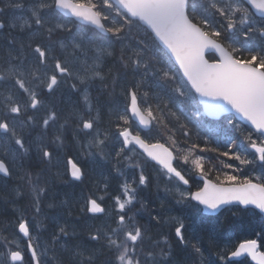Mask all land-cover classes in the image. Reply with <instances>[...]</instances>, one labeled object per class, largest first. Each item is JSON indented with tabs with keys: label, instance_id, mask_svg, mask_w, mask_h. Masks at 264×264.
I'll return each mask as SVG.
<instances>
[{
	"label": "snow or ice",
	"instance_id": "6c2138e0",
	"mask_svg": "<svg viewBox=\"0 0 264 264\" xmlns=\"http://www.w3.org/2000/svg\"><path fill=\"white\" fill-rule=\"evenodd\" d=\"M24 9L0 7V264H264V229L230 252L218 243L233 225L224 213L264 216V0H28L27 17L8 14ZM201 106L240 136L221 127L212 146L192 119ZM74 146L85 159L62 173ZM206 153L238 165L205 168ZM97 157L103 194L86 186L79 198L91 223L47 215L67 207L53 169L84 185ZM240 165L259 167V182ZM153 186L167 194L154 197L159 210Z\"/></svg>",
	"mask_w": 264,
	"mask_h": 264
},
{
	"label": "trees",
	"instance_id": "16d2710c",
	"mask_svg": "<svg viewBox=\"0 0 264 264\" xmlns=\"http://www.w3.org/2000/svg\"><path fill=\"white\" fill-rule=\"evenodd\" d=\"M91 2H96V0L91 1ZM239 40H240L242 46H245L246 44L251 43V42H245L240 37H239ZM225 46L227 47V44H225ZM200 112H201V107H200ZM192 119L193 120L199 119L201 121L202 126H203V130L205 131V133L208 134V136H210L212 138V146H220L221 140L224 137V132H226L227 133V136H229V137L235 138V137L240 136V133L237 131V129H235L234 127H230V126H227L226 124H224V118L221 119L218 122H211V121L207 120L205 117H203V115L201 114L199 117H192ZM173 123H175V122H173ZM221 127H223L224 132L219 131V129ZM244 128H246V127H244ZM178 134H179V130L177 129V135ZM174 138L175 137H172L167 132L162 131L161 134H160V137H159V142H162L163 144H165L166 146H168L169 148H171L173 151H175L174 145L172 143V140ZM191 139L193 141H196L197 140V137L195 135V129H193V135H192ZM240 139L242 141V147H243L244 154L247 155V157L249 159H251L255 155L249 151V149L247 147V144L243 142V137H240ZM166 141H170V142L169 143H166ZM153 142H157V141L156 140H153ZM200 143L202 145V143H203V140L202 139H201ZM185 147H187V144H185ZM197 151H198V149H197ZM204 155H209V156L214 157V159L211 160V161H208V160L202 161V163L204 164V166H206V165L212 166L211 164H213V165H215L216 168H218L220 170H224V169H229L230 170V168H225L224 167V164H226V163H232V164H237L238 165V161H234V160L233 161H229L227 159V157H217L216 156V153H206ZM257 164H258V162H257ZM240 167L244 169V174H246V175L254 178V181L259 182L258 180H255V177H258V176L262 175V170L259 167H257L256 165H250V166L240 165ZM228 173H231V170ZM210 177L212 179H214V181H215V177L216 176L210 174ZM71 184L74 185V188H78L79 186H82V185L76 186L78 184H73V183H71ZM84 187L85 186H83V188ZM65 192L71 193V192H76V191H73V188H70V189H68V191H65ZM60 200L67 202V207H65V209H67V208L71 209L72 204L75 201V200L73 201L72 197L60 198ZM71 212H74V210L71 211ZM240 215H242L241 217H243L240 222H242V221L243 222H247L246 223V226L251 225L250 224L251 222L247 219V218L251 217L249 215H252L255 219L256 218L259 219L258 218V215L254 211H249L247 213H241ZM224 217H229L232 220L234 219V217L231 216V213L224 214L223 216L220 217V219H224ZM213 223H215V221H213ZM233 224H234V221H233ZM256 234L257 233L255 232V233L250 234L248 236H240V233L239 234H236L235 231L233 230V227H231L227 231L222 232V235L221 236H224V237H222L223 238V241H220V242H221V244H225V245H230L231 244V246H232L234 243H236V241H238V240L240 241V239H243V238H254L256 236ZM261 248L264 250V247H261ZM214 251H212V253Z\"/></svg>",
	"mask_w": 264,
	"mask_h": 264
},
{
	"label": "bare ground",
	"instance_id": "6f19581e",
	"mask_svg": "<svg viewBox=\"0 0 264 264\" xmlns=\"http://www.w3.org/2000/svg\"><path fill=\"white\" fill-rule=\"evenodd\" d=\"M0 3H1V1H0ZM26 3H28V1ZM26 5H28V4H26ZM118 98L119 99H122V97H118ZM61 156H62V161H61L60 167H62L64 164H66L68 162V159L69 158H72L78 164H79V162H81V161H83L85 159L84 155L81 154L74 147H69L68 150H67V153L66 154L65 153H61ZM60 167H59V171H60ZM89 169L90 168H88V170ZM103 172H106V168H104V171ZM55 173H56V169H53V173H52V179H53V185H54L53 191L54 190L57 191L60 188H62V192H65L69 188V186H67V184L65 182H63L64 181L63 179H59V177H57L55 175ZM95 185L96 184H93V185L89 184V185H87V188H91L92 189V192H94L96 190V186ZM101 187H103V186L101 185ZM84 189H85L86 192H88L87 189H86V186L84 187ZM157 194L160 197H166V195H167L165 193L163 187H161L159 193H157L155 186H153V188H152V197H153V200H155L154 197ZM155 201L157 202V204H158L157 207L159 208V201L158 200H155ZM188 210H190V209H183L181 211H178V210H175L174 209L173 215H177V214H183L184 215L186 213V211H188ZM53 214H54V216L55 215H59L62 220L64 218L63 209L53 210ZM241 216L242 215H239L237 217H234V219L232 220V221H234V224H233L232 227H233V230L235 231L236 234H239L240 233V236H248V235L253 234L255 232L258 234V232L261 229H264V219H257V218L255 219L252 215H249L251 217H249L247 219L251 222L250 223L251 225L246 226V223L247 222H243V221L240 222L241 219L243 218ZM197 217H198L197 215H191L188 219L189 220H196V222L199 223V221L197 220ZM187 222L188 221H186V223ZM222 237H224V236H221V238L218 240V243L219 244H221L220 241H223V238ZM244 239H246V238H244ZM205 248L208 249V252L206 253V255H209V252H212V251L215 250L214 248H212V247H210L208 245L207 241L205 242Z\"/></svg>",
	"mask_w": 264,
	"mask_h": 264
},
{
	"label": "rangeland",
	"instance_id": "374dc122",
	"mask_svg": "<svg viewBox=\"0 0 264 264\" xmlns=\"http://www.w3.org/2000/svg\"><path fill=\"white\" fill-rule=\"evenodd\" d=\"M26 9H27V5L25 6V9H24V10H9V11H8V14H9V15L14 14V15H17V16L26 17V16H27V13H28ZM28 14H29V13H28ZM169 142H170V141H166V143H169ZM74 148L77 149V150L81 153L79 146H77V147L74 146ZM81 154H82V153H81ZM97 160L100 161L99 164H96V165H92V164H90V165L88 166V168H90V169L88 170V171H89L90 179L87 180V181H85V184H84V185L79 186L78 188H73V191H77V192H78L81 188H83V186H87V185H89V184H91V185L96 184V181L99 180V179L101 178L100 174L104 171V168L101 167L100 165H102L104 162H103L102 160H100L99 157H97ZM211 165H212V166L206 165L205 168H216L215 165H213V164H211ZM230 170H231V169H230ZM230 170H229V169H224V170H221V172H222V173H224V172L228 173ZM231 171H232V170H231ZM210 174L216 176L218 173H217L215 170H213ZM115 187H116V183L113 181V182H112V188L115 189ZM80 202H81V201L77 200V202H75V203L72 204L71 209L67 208V209H66L67 211H65V214H67V218H66V219H68L70 223L73 222V221H71V220L69 219L70 216H68V212H69V210L73 211V210L75 209L76 206L80 205ZM45 209H49V208L45 207ZM71 214H72V212H71ZM145 215H146V214H145ZM261 218L264 219V217H261ZM78 223H79V221H78ZM78 223H77V224H78ZM85 223H90V222L87 221V222H85ZM85 223H84V224H85ZM77 227L80 228L79 225H77ZM254 238H256V237H254ZM220 246H221V248H222L224 251L229 252L231 244H230V245L220 244ZM209 255L211 256L212 259H216V253H215V251H214L213 253H212V252H209ZM217 264H220V262L218 261Z\"/></svg>",
	"mask_w": 264,
	"mask_h": 264
},
{
	"label": "flooded vegetation",
	"instance_id": "af4514ba",
	"mask_svg": "<svg viewBox=\"0 0 264 264\" xmlns=\"http://www.w3.org/2000/svg\"><path fill=\"white\" fill-rule=\"evenodd\" d=\"M0 1H1L0 7H3L4 3L7 2V0H0ZM27 1L28 0H21V2L24 3L25 5L28 4V3H26ZM240 38L243 39V37H240ZM65 169H66V172H67V170H68V162H67V166L64 164L62 167H60V172L64 173L65 172ZM68 176H69V174L66 177H64L63 180L64 181L67 180V178H69ZM59 179H61V178H59ZM67 186H69V184H67ZM81 189H84V188H81ZM81 189L78 192L76 191V192H71V193H69V192H62V188H60L57 191H55V190L54 191L58 194L59 199L60 198H66V197H72L73 201L75 200L74 203L77 202V200L81 201L80 202V208L78 209L77 206H76L75 209H74V212H72V214H71V216H70L69 219L71 221H79V223L77 225H79L80 228H83L84 227V223L87 222L85 218L88 217L89 215H88V213L86 211H82L81 210L84 207V201H82V200L79 199L80 196H81ZM66 191H68V189ZM94 193L97 196L103 194V187H101V191H96L95 190ZM83 195L85 197H87L89 195V192H86L84 190ZM152 202L156 205V210H159V208L157 207L158 206L157 202L155 200H153ZM109 203H113V202L110 201ZM102 206L108 207V205H106V204H103ZM150 209H151V207H150ZM44 211H45V213L47 215L54 216L53 209H44ZM65 211H67V210L65 208H63V213H64L63 214L64 215V218L63 219H66L67 218V214H65ZM88 222L91 223V221H88ZM84 235H85V238H86V232H85Z\"/></svg>",
	"mask_w": 264,
	"mask_h": 264
},
{
	"label": "water",
	"instance_id": "95a60500",
	"mask_svg": "<svg viewBox=\"0 0 264 264\" xmlns=\"http://www.w3.org/2000/svg\"><path fill=\"white\" fill-rule=\"evenodd\" d=\"M87 26V25H86ZM211 55V54H210ZM201 108H202V110H203V113L205 114V116L207 117V118H209V119H211V120H218V119H220L222 116H224V115H226V114H222V115H220V116H213V115H210V114H207V113H205L204 112V109H203V106H201ZM241 123L242 124H244V125H246V126H248L247 124H246V122H243V121H241ZM249 127V126H248ZM252 150V149H251ZM253 151V150H252ZM254 209V208H253ZM256 210V209H255ZM256 211H258V210H256ZM259 212V211H258ZM259 253V252H258ZM245 256H247L246 254H245ZM249 258H250V260H251V262L252 263H254V264H257V260H253L252 259V257L251 256H248ZM237 259H241V258H237Z\"/></svg>",
	"mask_w": 264,
	"mask_h": 264
}]
</instances>
